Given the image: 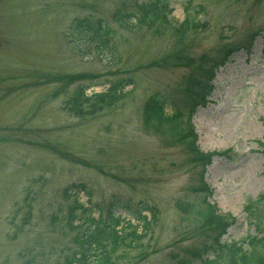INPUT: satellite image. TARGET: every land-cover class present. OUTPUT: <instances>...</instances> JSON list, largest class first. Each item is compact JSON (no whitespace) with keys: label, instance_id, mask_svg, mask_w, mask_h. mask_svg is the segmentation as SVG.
I'll return each instance as SVG.
<instances>
[{"label":"rangeland","instance_id":"1","mask_svg":"<svg viewBox=\"0 0 264 264\" xmlns=\"http://www.w3.org/2000/svg\"><path fill=\"white\" fill-rule=\"evenodd\" d=\"M123 2L140 4L0 0V264L62 262L87 225L76 220L83 226L73 231L66 221L77 198L95 217L113 204L134 224L147 206V235H129L135 246L120 248L112 264H177L173 252L202 249L205 235L177 200L201 204L208 191L215 213L236 216L226 240L264 231V202L248 205L264 192V0H160L190 28L181 36L164 19L121 27L112 14ZM84 17L109 22V44L80 28ZM236 40L248 45L219 69L212 101L194 115L198 148L215 155L207 189L196 191L201 166L166 127L144 122L143 106L155 92L180 96L194 64ZM123 79L133 83L115 105L68 109L78 86L91 84V94ZM80 184L91 196L74 191Z\"/></svg>","mask_w":264,"mask_h":264},{"label":"trees","instance_id":"2","mask_svg":"<svg viewBox=\"0 0 264 264\" xmlns=\"http://www.w3.org/2000/svg\"><path fill=\"white\" fill-rule=\"evenodd\" d=\"M158 1L151 0L157 7L153 12L150 11L148 5L145 6V12H140L123 2L120 7L115 9L112 18L118 21L123 28H128L125 26V20L133 17L139 21L146 18L152 22L160 20V23H162ZM78 25L84 30L87 29L90 38L102 47L109 44L108 36L113 37L115 33L109 22L104 23L102 18L84 17L78 21ZM226 44L220 45L216 57L210 63L205 65L194 64L180 96L172 97L167 93L155 92L149 96L144 104L143 114L147 124L155 126L157 130L166 127L174 137V143H183L189 151L190 161L201 166L200 185L196 188V191L206 187L204 172L212 160L210 154L199 153L193 146V140H196L197 135L189 125V121H191L197 108L207 103V96L210 93L207 90L209 82L219 65L223 64L233 52L248 45L243 40ZM206 78H208V82ZM131 83L133 81L130 79L112 82L107 91L94 92L91 95H84L90 84L80 85L68 99L67 107L75 114L84 115L113 106L124 96V92H122L124 87ZM167 106H171V110H168ZM73 186L85 189L84 184ZM263 202L264 192L255 201L249 200L248 205H257L256 203ZM177 206L185 214L193 215V229L199 228L206 237L204 247L202 249H192L189 251L188 256L179 257L177 252H173L172 256L177 264H196L197 261L195 260L200 258L199 252L201 250L206 254L212 253L214 255V258L209 260V264H264V231L243 238L241 242L228 243L222 241L221 238L225 231L223 218L220 214L215 213V209H213L215 207L207 200V197L204 198L201 204L179 199ZM80 207H82V204L79 202H75L71 206L73 218H82L81 212H79ZM113 208L112 204L108 206L106 212L101 210L98 217L89 214L84 221H91V223H88L83 230L78 231L75 235L78 247L67 254L64 261H59L56 264H112L115 260L114 255H117L120 248L135 246L128 241L129 235H133L136 240H140L147 235L149 220L148 216L142 215L143 209L135 212L136 217L143 219L142 231L139 232V225H135L131 221L124 222L123 217L117 215ZM83 213H86L85 209H83ZM81 225L77 224L75 227L78 229L82 227Z\"/></svg>","mask_w":264,"mask_h":264}]
</instances>
